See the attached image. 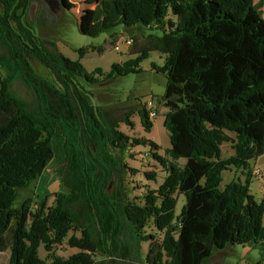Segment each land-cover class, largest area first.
<instances>
[{
  "label": "trees",
  "instance_id": "1",
  "mask_svg": "<svg viewBox=\"0 0 264 264\" xmlns=\"http://www.w3.org/2000/svg\"><path fill=\"white\" fill-rule=\"evenodd\" d=\"M33 1L41 0H0V251L9 250L7 264H206L235 245L257 249L256 264H264V195L255 198L248 180L222 186L226 171H249L264 156V0H85L96 3L85 31L91 38L112 37L116 27L161 32L145 33L150 48L105 74L87 72L40 36L38 17L29 18ZM150 51L164 57L165 156L154 142L122 133L118 119L91 100L99 76L139 73ZM139 120L152 128L145 110ZM225 143L232 148L226 158ZM138 145L165 176L131 199L123 180L136 171L124 153ZM50 163L63 189L52 204L27 196L15 206ZM178 196L184 203L176 214ZM64 243L77 252L55 255Z\"/></svg>",
  "mask_w": 264,
  "mask_h": 264
},
{
  "label": "rangeland",
  "instance_id": "2",
  "mask_svg": "<svg viewBox=\"0 0 264 264\" xmlns=\"http://www.w3.org/2000/svg\"><path fill=\"white\" fill-rule=\"evenodd\" d=\"M257 0H255L256 2ZM53 4V6H51ZM96 6L87 4L85 0H41L33 1L29 9V18L35 21L38 17L40 25L37 32L47 40L55 41L58 51L72 61H79L87 72L99 69L103 74L110 71L113 64L123 63L126 60L135 58V53L149 49L151 42L143 38L139 31L135 29H124L116 27L109 33H101L96 38L86 35L91 15ZM41 11V13H40ZM38 13H40L38 15ZM145 33L160 36V31L144 29ZM132 39L133 43L125 46V41ZM84 52V57L80 58L77 49L91 47ZM119 47V49H116ZM164 64V57L156 51H150L147 57L139 63L141 72L128 74L123 77H116L106 81L99 76V83L92 87V103L99 105L109 117L118 119L119 130L133 139L144 138L154 142L158 146L156 152L159 156H165L170 148L167 130L164 126L166 108L161 97L164 93L165 77L161 69ZM22 97H28L25 89L20 85L14 86ZM151 100L155 107V116L150 117L145 103ZM145 110L148 120L152 123V128L145 131L140 124L139 113ZM222 156L229 157L232 154L231 144L222 145ZM150 149L145 146L128 147L124 153L125 162L130 169L136 171L134 174L126 173L123 183L131 199L141 197L147 190H154L162 182L165 172L162 167L148 153ZM181 166L185 164L184 159L178 162ZM54 163H50L44 170L41 178L33 183L29 189L21 190L14 203L15 206L27 196H36V199L47 198V205L53 201V194L63 189L57 181L53 169ZM249 171L230 169L223 174L222 186L234 181L250 182L251 194L261 199L264 195V156L249 162ZM257 170L258 174H253ZM249 175H247V173ZM144 173L154 174V180L145 177ZM184 197H177L175 213L179 214ZM264 226V217H263ZM146 229V232H149ZM154 231H152L153 233ZM70 235V234H69ZM161 240L162 235L156 234ZM147 243L142 244L143 253L147 250ZM55 255L67 258L77 252L65 243L53 248ZM46 251L40 246L38 256L42 260L46 259ZM9 260V250L0 251V264H7ZM260 260L257 249L249 245H235L222 251H217L206 264H256Z\"/></svg>",
  "mask_w": 264,
  "mask_h": 264
},
{
  "label": "built area",
  "instance_id": "3",
  "mask_svg": "<svg viewBox=\"0 0 264 264\" xmlns=\"http://www.w3.org/2000/svg\"><path fill=\"white\" fill-rule=\"evenodd\" d=\"M132 43H133V40L132 39H127L125 41V46L126 47H129ZM116 49H119V47H116ZM145 105H146V108H147V111H148V114L150 115V117H154L155 114H156V112H155L156 109H155V107L153 105V102L151 100H148L145 103ZM252 172H253V174H258V171L257 170H253Z\"/></svg>",
  "mask_w": 264,
  "mask_h": 264
},
{
  "label": "crops",
  "instance_id": "4",
  "mask_svg": "<svg viewBox=\"0 0 264 264\" xmlns=\"http://www.w3.org/2000/svg\"><path fill=\"white\" fill-rule=\"evenodd\" d=\"M261 10H262V14H263V17H264V3H263V5H262V7H261ZM140 35H141L143 38L147 36V34H145V33H140Z\"/></svg>",
  "mask_w": 264,
  "mask_h": 264
},
{
  "label": "flooded vegetation",
  "instance_id": "5",
  "mask_svg": "<svg viewBox=\"0 0 264 264\" xmlns=\"http://www.w3.org/2000/svg\"><path fill=\"white\" fill-rule=\"evenodd\" d=\"M51 6H53V4H51Z\"/></svg>",
  "mask_w": 264,
  "mask_h": 264
}]
</instances>
